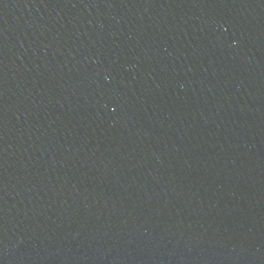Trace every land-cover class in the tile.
<instances>
[{
	"label": "water",
	"instance_id": "95a60500",
	"mask_svg": "<svg viewBox=\"0 0 264 264\" xmlns=\"http://www.w3.org/2000/svg\"><path fill=\"white\" fill-rule=\"evenodd\" d=\"M0 264H264V0H0Z\"/></svg>",
	"mask_w": 264,
	"mask_h": 264
}]
</instances>
